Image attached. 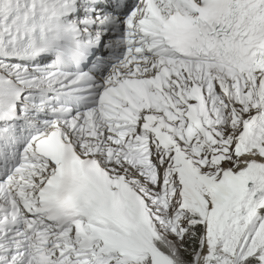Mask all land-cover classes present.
Here are the masks:
<instances>
[{"label":"snow or ice","instance_id":"snow-or-ice-1","mask_svg":"<svg viewBox=\"0 0 264 264\" xmlns=\"http://www.w3.org/2000/svg\"><path fill=\"white\" fill-rule=\"evenodd\" d=\"M0 264H264V0H0Z\"/></svg>","mask_w":264,"mask_h":264}]
</instances>
